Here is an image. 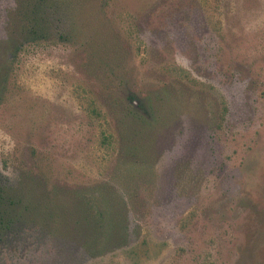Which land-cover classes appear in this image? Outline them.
<instances>
[{"label": "rangeland", "instance_id": "1", "mask_svg": "<svg viewBox=\"0 0 264 264\" xmlns=\"http://www.w3.org/2000/svg\"><path fill=\"white\" fill-rule=\"evenodd\" d=\"M34 1L0 0V264H264V0L39 1L41 46Z\"/></svg>", "mask_w": 264, "mask_h": 264}, {"label": "trees", "instance_id": "2", "mask_svg": "<svg viewBox=\"0 0 264 264\" xmlns=\"http://www.w3.org/2000/svg\"><path fill=\"white\" fill-rule=\"evenodd\" d=\"M39 1H43L44 0H36L34 1V4H32V8L34 7V25L36 26V30L35 28L31 30L32 34L35 36L34 37V45L35 46H41L42 45V41L40 39H44L45 37V28L47 26V22L43 17H41V13L40 11L42 10V6H40L41 3H39ZM26 2L29 4L31 3V0H26ZM43 13H45L44 10H42ZM37 18V19H36ZM94 104V102L92 103ZM93 112H96V108L93 106L91 109ZM221 119H223L224 117H220ZM187 130H189V134L187 135V139L185 142L186 146H192L194 151L199 150V147H207L210 144V140H211V133L209 128L203 126V125H199L195 122H191L189 124V126H187L186 128ZM103 137L105 139H107L106 135H103ZM108 141V139H107ZM199 157L202 158L204 156V152H200L199 153ZM203 159V158H202ZM68 256V255H67ZM69 257V258H68ZM68 257L65 256V254L61 255L60 260L58 261V264H73L75 263L73 260H69V259H74L71 255H69ZM82 262V261H81ZM77 264V263H75Z\"/></svg>", "mask_w": 264, "mask_h": 264}]
</instances>
